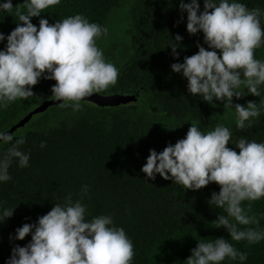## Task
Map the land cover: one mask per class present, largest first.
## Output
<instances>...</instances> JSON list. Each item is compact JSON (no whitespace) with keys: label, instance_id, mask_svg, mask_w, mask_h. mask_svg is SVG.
Wrapping results in <instances>:
<instances>
[{"label":"trees","instance_id":"1","mask_svg":"<svg viewBox=\"0 0 264 264\" xmlns=\"http://www.w3.org/2000/svg\"><path fill=\"white\" fill-rule=\"evenodd\" d=\"M0 264H264V0H0Z\"/></svg>","mask_w":264,"mask_h":264},{"label":"water","instance_id":"2","mask_svg":"<svg viewBox=\"0 0 264 264\" xmlns=\"http://www.w3.org/2000/svg\"><path fill=\"white\" fill-rule=\"evenodd\" d=\"M135 94H123L121 92H113L110 94H101L93 91L89 88L86 81H83L76 87H74L66 95H60L51 99L43 100L37 106L28 111L23 117L17 120L15 123L10 125L7 129L0 132V141L5 137L12 134V132L24 125V123L30 118L31 115L43 111L47 106L54 105L64 101L65 99H76V100H86L98 106H113L118 104H123L128 101H132L135 98Z\"/></svg>","mask_w":264,"mask_h":264}]
</instances>
